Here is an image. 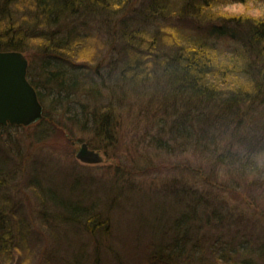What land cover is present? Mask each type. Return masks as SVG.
I'll return each instance as SVG.
<instances>
[{
    "label": "rangeland",
    "instance_id": "374dc122",
    "mask_svg": "<svg viewBox=\"0 0 264 264\" xmlns=\"http://www.w3.org/2000/svg\"><path fill=\"white\" fill-rule=\"evenodd\" d=\"M145 2L128 0L119 14L117 25L118 15L114 11L102 12L94 6L88 10L91 15L87 20L79 18L81 23L77 22L80 26L75 35L80 36L70 40L83 41L81 43L86 48L81 49L82 44L75 42L81 53L75 51L67 56L56 52L59 59H54L67 63L70 75L79 78L81 84L75 90L76 95L67 98L62 95L64 98H61L60 94H55V86L43 81L42 77L37 79L34 66L38 64L37 61L33 63L34 73L30 75L39 83L40 98L45 108L44 120L51 131L39 135L33 131L40 127L38 122L26 125L22 130H13L16 142L10 141V151L0 147V160L13 165L18 175L17 187L29 194L28 197L24 194L22 202L27 212L20 210L17 213L28 215L31 230L38 232L39 242L46 245L44 252H40L32 264H73L69 261L74 257L79 258L78 264H171L167 256L169 248H164L165 261L152 260L156 252L153 235L156 237L160 225H164V231L168 232L167 236L165 232L162 234L167 243H170L173 232L179 242L182 239L180 244L186 249L175 259L184 264H264V134H259L256 129L251 131L260 136L261 141L258 145H251L248 151L242 143L241 147L239 144L236 146L226 129L218 133L213 124L220 125L222 121L213 117L211 127L201 124L203 128L196 129L199 135L202 134L205 150L195 149L194 136L183 140L174 136L175 132L169 131L172 121L169 124L168 119L176 116L167 115L163 110V96H167L170 89L162 85L167 81L163 77L168 79L173 73L161 65L166 59L165 54L160 50L157 55L153 38H150L153 42L149 40L146 43L145 50H138L154 74L147 64V68L138 75L146 74L149 78L152 73L147 80L155 76L159 83L154 80L150 90L128 93L120 104L106 100L107 95L121 96V89L111 92L115 87H108L112 77L108 71L111 67L117 73L121 70L116 77H120L122 72L127 73L123 68L128 65L125 62L131 54L127 48L124 49L126 44L121 38V24L124 18L130 22L137 13L144 15ZM177 3L180 5L182 0H177ZM218 4L212 9L219 16H264V0H225ZM171 15L170 19L160 21L161 25L157 24V32L165 25L171 30L177 27L188 36L198 35L199 21L186 15L185 11L175 15L171 10ZM202 26L205 28L206 24L202 23ZM155 28V25L147 26L150 31H155ZM46 30L52 29L40 26L29 30V33H44ZM25 44L26 54H34L37 45ZM218 45L226 48L224 42ZM41 55L43 61L50 56ZM147 80L143 90L147 87ZM172 100L182 108L181 101ZM107 107L112 109L111 123L114 122L111 126L114 140L111 142L107 141L104 132H99L100 120L96 119V115ZM262 108L264 104L259 109ZM224 117L226 121L238 120L233 115ZM245 122L249 125L247 120ZM230 129L236 133L235 124H231ZM239 129L242 135H247L241 124ZM5 140V136L0 134V143L6 146ZM86 141H90L95 149L100 146L103 160L85 163L77 158V151ZM223 148L242 158L249 172L237 168ZM254 170H257L258 177L253 176ZM76 172H81L82 176H76ZM35 179L57 190L60 187L66 190L73 181H77L88 194L85 196L88 201L85 199L83 203L94 207L95 212H101L107 221L103 223L98 219L96 225L102 223L93 233L80 224L69 226V221L53 224V206L33 197L30 183ZM189 190L193 191L192 194ZM194 192H199L202 199L193 200ZM191 216L192 222L189 221ZM174 222L180 226L175 228ZM184 236H188L185 241ZM192 244L199 245V248L194 249ZM172 245L175 246V241ZM24 259L11 264H21Z\"/></svg>",
    "mask_w": 264,
    "mask_h": 264
},
{
    "label": "trees",
    "instance_id": "16d2710c",
    "mask_svg": "<svg viewBox=\"0 0 264 264\" xmlns=\"http://www.w3.org/2000/svg\"><path fill=\"white\" fill-rule=\"evenodd\" d=\"M127 1L0 0V50H19L26 54L27 50L24 51L23 49L25 43L30 42L35 46L37 45V48H34V54L33 52L26 54L29 59V77L31 76L30 73H34L35 70L37 79L42 77L43 81L55 86V94L65 95V98L76 95L75 90L79 89L80 80L78 77L70 75L71 71L67 63L54 61V59H59V54L55 53L62 52V55L71 56L75 51L81 53V49L86 48L81 43L83 41L78 42L76 39L70 40V38L80 36L75 35L76 29L80 26L77 22L81 23L79 18L87 20L88 15H91L88 12L90 7L99 8L98 10H102V12L114 11V14L118 15L115 21L117 25L119 14L123 11V6ZM145 1L144 9L146 10L144 15L137 13L135 18L129 20V23H126L127 21L124 18V22L121 24V38L126 44L124 49L127 48L131 54L125 62L128 65L123 68L124 72L127 73L122 72L120 77H116L117 70L111 67L108 71L112 76L108 87H115L111 92H116L118 88L121 89V96L114 95L110 97V95H107L106 100L110 99L111 104H116V102L120 104L128 93L135 90L139 93L150 90L154 80L159 83V79L155 78L154 75L155 79L147 80L152 76V73L149 78L146 74H143L142 77L139 76L140 74L138 75L140 71L147 68V64L152 70L151 65L144 61L145 57L140 56L141 52L138 48L145 50L146 43L149 42L150 38H153L157 55L161 52L165 54L166 59L161 62V65L170 74L173 73L169 77L170 79L163 77L167 81L162 84L170 89V93L163 96V110L167 115L173 114L176 116L173 119H168L169 124L172 121V128L169 125V131H174V136H178V139L182 140L194 136L195 149L205 150L202 134L199 135L196 129L203 128L201 124L205 127H211L210 121H213L212 119L215 117L217 120L221 119L222 121L220 125L213 124V126H216L215 130L219 133L226 129L225 132L227 135L232 136L236 146L242 143L249 151L251 145H258L261 137L251 133V131L256 129L259 134H264V125L261 126L264 118V108L259 109L264 104V16H252L250 18L234 14L219 16L212 8L220 5L218 4L220 1L224 2L225 0H182L180 5H178L177 0ZM117 5L118 7H116ZM171 10L175 15H180L181 11H185L186 15L199 21L198 35L193 33L192 36H188L186 32L179 30L177 27L171 30L165 25H162L157 32L158 25L162 24L160 21L166 18L170 19L172 16ZM218 18L220 19L212 20ZM202 23L206 24L205 28H203ZM151 25L156 26L155 31L147 29V26ZM40 26L52 30H46L44 33H38L37 31L29 33ZM167 35L170 37H167ZM153 40L150 41L153 42ZM75 42L81 43L83 47L78 50ZM223 42L224 45L226 44V48L218 45V43ZM41 46L45 49L40 48ZM153 52H155V49H153ZM42 53L50 56L43 61ZM74 56L77 57L76 54ZM36 61L38 65L34 66L33 70V63ZM142 62L146 64H142ZM120 73L121 70L117 74ZM101 77L103 78V75ZM31 79L39 86L36 79L33 77ZM145 80H147V87L143 90ZM61 98H64V96ZM172 99L181 101L182 108L180 109ZM110 110L112 111L111 108L107 107L103 109V113L96 115L95 112L94 115H96V119L100 120H98L99 132H104L107 141L111 142L114 140V131L111 128L114 122L111 123ZM214 113H217V115H214ZM246 114L249 116H246ZM253 114H256L257 117ZM226 115H233L238 120L231 121L228 119L226 121L224 117ZM247 117H250L251 120L249 121ZM44 119L45 115L32 123L38 122V125H40V127L33 130L39 135L51 131L50 125L45 124ZM244 120H247L249 125ZM176 123L177 126H175ZM231 124L236 126L235 134L230 129ZM240 124L247 135L241 134ZM24 126L26 125L17 123L0 124V134L6 138V146L4 143H0V147L4 148L6 152L10 151L8 146V144L12 145L10 141L16 142L13 137V130H22ZM71 143H74L73 139H71ZM87 143L90 147H93L90 141ZM208 143L210 144L209 141ZM218 145L221 147L220 144ZM96 147L98 150L101 149L100 146ZM238 147H241V145ZM224 150L232 159V162L234 161V164L237 165V168H242L241 170L245 173L249 172L243 165L242 158L236 157V154L232 153L230 149ZM6 154L8 155V153ZM253 172V176L258 177L257 170ZM76 173V176H82L81 172ZM17 179V171H15L13 165L7 160H0V262H10L11 264L24 257L25 259L22 260L21 264H32L39 253L44 252L46 245L42 241L39 242L38 232L31 230L30 223L27 220L31 219L28 215L23 216L17 213L20 210L27 212L23 209L22 202L25 198L24 194L27 197L29 196L26 191L19 190ZM31 181L30 186L34 194L33 197L39 198L43 203L46 202L54 207L51 206L55 212L53 224L69 221V226L75 227L80 224L82 227L84 226L86 231L93 233L100 223L107 221L105 220L107 217H102L101 212H98V210L95 212L94 207H88L83 203L85 199L88 201L85 197L88 194L85 189H81L77 181L72 182L69 188L66 189L68 191L62 190L61 187L59 190L46 187L40 183V179ZM192 192V190H189V193L192 194ZM192 199L201 200L202 195L199 192H194ZM191 212L193 211L191 210ZM98 219H102V222L96 225ZM189 221H193L192 216L189 217ZM41 222H44V220H41ZM146 222L149 223V220L146 219ZM179 226L176 225L175 228ZM163 227L164 225H160L156 237L155 234L153 235L156 252L152 255V260L159 262L162 259L165 261L163 257L164 248H169L170 251H168L167 256H169L170 263L184 264L185 262L175 259L176 255L186 249L185 246L180 244L182 239L180 242L179 240L175 241V246L171 244L170 247H164L169 243L161 242L162 234L165 232V235H168ZM187 237L184 236V241ZM188 242L190 243V240ZM192 245L194 249L199 248V245ZM69 262L78 264L79 258H71Z\"/></svg>",
    "mask_w": 264,
    "mask_h": 264
},
{
    "label": "water",
    "instance_id": "95a60500",
    "mask_svg": "<svg viewBox=\"0 0 264 264\" xmlns=\"http://www.w3.org/2000/svg\"><path fill=\"white\" fill-rule=\"evenodd\" d=\"M29 61L19 50H0V124L30 125L43 117L37 90L28 79ZM83 162L98 163L101 153L83 142L77 151Z\"/></svg>",
    "mask_w": 264,
    "mask_h": 264
},
{
    "label": "bare ground",
    "instance_id": "6f19581e",
    "mask_svg": "<svg viewBox=\"0 0 264 264\" xmlns=\"http://www.w3.org/2000/svg\"><path fill=\"white\" fill-rule=\"evenodd\" d=\"M119 20H120V18H119ZM126 23H129V22H126ZM120 56H121V54H120ZM121 58V57H120ZM120 61H121V59H120ZM27 76H28V79H29V81H30V83L32 84V86L37 90V93H38V98H39V101L41 102V104H42V106H43V116L45 115V113H44V111H45V108H44V105H43V103H42V101H41V92H40V90H39V86L36 84V83H34V81H33V79H31V76L29 77V74H27ZM42 86H44V85H42ZM43 88V87H42ZM49 94H51V91L49 92ZM79 209H80V207H78ZM81 210H83L82 208H81ZM177 224V223H176ZM176 224H175V226H176ZM182 224H184V222H182ZM151 229H154V226L151 224ZM147 230H149V229H147ZM139 232H141V230H140V228H139ZM167 236V235H166ZM165 240H167L166 239V237H162V243H165L166 241ZM176 240H178V237L176 236V234L173 232V235H172V238H171V241H170V243L167 245V246H164V247H168V246H170L174 241H176ZM102 246V245H101ZM0 264H10V262H0Z\"/></svg>",
    "mask_w": 264,
    "mask_h": 264
}]
</instances>
